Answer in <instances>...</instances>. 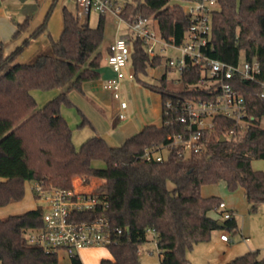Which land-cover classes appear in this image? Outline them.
<instances>
[{"label": "trees", "instance_id": "trees-1", "mask_svg": "<svg viewBox=\"0 0 264 264\" xmlns=\"http://www.w3.org/2000/svg\"><path fill=\"white\" fill-rule=\"evenodd\" d=\"M187 1L126 0L118 15L130 22L138 17L156 20L162 37H173L180 43L191 23L185 10ZM218 2L219 7L211 15V55L225 60L257 58L264 78V0ZM62 15L63 30L57 40L47 31L46 18L11 53L5 54L0 42V207L22 200L29 180L41 182L46 188H69L76 175L86 181L90 176L103 178L106 190L102 196L107 204L77 214L80 219L105 215L111 225L124 228L121 240L107 247L111 257L102 258L100 263L141 264L138 249L146 239V228L152 227L158 233L161 264H188L186 250L209 240L214 230L238 229L235 215L225 220L212 215L222 214L219 204L224 200L219 195H204V185L224 182L231 191L242 188L250 211L264 203V171L252 166L253 159L264 158V127L254 122L242 129L233 119L219 115L217 135L210 136L202 152L181 156L173 150L163 161L143 158L145 148H161L169 135L183 129L174 112L166 114V101L206 97L207 92L194 85L201 75L197 67L186 71L182 83L174 86L167 79L169 68L163 57L151 56L143 39L127 32L121 36L131 46L135 78L151 68L164 67L158 83L147 85L161 94L162 122L146 124L119 145L93 134L77 148L61 107L75 106L68 95L70 90L84 93V82L100 77L105 13H101L96 26L81 23L66 5ZM30 18L27 15L15 22L14 35L28 29ZM43 33L49 37L50 50L38 52L31 61L18 60L24 48ZM235 84L250 114L263 115L260 85L245 80ZM38 89L59 92L38 107L32 94ZM78 110L83 116L82 125L93 127ZM222 135L225 140H221ZM98 160L105 165L95 166ZM42 212L38 205L22 213L0 216L2 264L59 263L58 252L32 244L25 234L28 229L42 227ZM70 260L71 264H84L79 253ZM226 264H264V254L251 250Z\"/></svg>", "mask_w": 264, "mask_h": 264}, {"label": "built area", "instance_id": "built-area-1", "mask_svg": "<svg viewBox=\"0 0 264 264\" xmlns=\"http://www.w3.org/2000/svg\"><path fill=\"white\" fill-rule=\"evenodd\" d=\"M2 0H0L1 2ZM219 5L218 0H188L185 10L190 15L191 23L184 33L182 42L176 43L171 37L166 39L159 30L151 28L150 20L138 17L130 22L118 15L120 5L116 0H77V16L81 23L89 18L91 11L106 13L114 10L120 21L127 22L132 33L143 39L146 50L151 56L160 55L169 68L167 79L172 83L181 84L183 74L197 67L201 70L195 86L206 90V97L180 98L175 102L166 101V114H175V119L183 125V129L168 136V141L156 150L145 148L142 155L146 160L163 161L170 151H178L181 156H189L205 150L208 139L216 134L217 117L223 115L233 119L242 129L250 127L254 122L264 127L263 115L250 114L247 101L241 94L235 81L245 80L260 85L259 97L264 100V78L262 66L257 58L225 60L213 57L214 50L211 40V15ZM179 51L172 56L170 50ZM107 62L115 75L104 82V87L112 92L119 102L118 117L126 118L124 109L128 106L122 98V83L125 79H134V71L128 70L131 64V46L121 35L110 44ZM169 121H166V123ZM232 131V130H231ZM230 131V133H231ZM34 182V181H33ZM35 194L43 198L42 227L31 229L28 235L32 244L46 251H64L69 257L79 253L81 249L117 244L124 233V228L111 225L105 215L92 219L77 218L78 213L95 211L105 206L107 201L102 196L104 190L77 189L76 185L69 188L51 186L44 187L41 182H34ZM219 210L225 218L234 214L225 201L220 202ZM152 235V241L158 252V233L155 228H146V241ZM228 241L229 234L225 231L220 235ZM140 253V247L138 249ZM0 264H2L0 262Z\"/></svg>", "mask_w": 264, "mask_h": 264}, {"label": "rangeland", "instance_id": "rangeland-1", "mask_svg": "<svg viewBox=\"0 0 264 264\" xmlns=\"http://www.w3.org/2000/svg\"><path fill=\"white\" fill-rule=\"evenodd\" d=\"M126 0H116V4L122 6ZM9 10L14 21H17L21 15H30V24L28 29L34 31L44 20L47 18V31L50 36L57 40L63 30V6L66 5L74 14H77V0H9ZM181 2V1H180ZM184 5V3L182 2ZM219 7V5L217 6ZM108 16L112 14L111 19L106 20L104 33L108 37L109 31L114 32V28L117 24L121 26L122 32L132 33L131 27L127 22L120 21L117 16L112 12H106ZM101 13L97 11H91L88 23L90 26H96ZM151 28L158 31L156 20H150ZM134 35V34H133ZM135 36V35H134ZM26 36L24 31L17 35L12 34L9 41L3 43V50L8 54L14 51L17 46L21 45ZM49 38V37H48ZM105 38V37H104ZM36 40V41H35ZM39 40V37L33 39V41L24 48L19 54V58H26V61H31L33 57L38 53L35 51H48L50 50V44L48 42L43 43ZM49 40V39H48ZM35 41V43H33ZM39 42V43H36ZM47 45V46H46ZM227 54H230V49H226ZM33 56H30V54ZM109 54V53H108ZM172 56L179 55V51L170 50ZM108 57V55H107ZM130 68V67H129ZM161 67L159 69H149L147 74L140 73L137 78H134L133 87H125L123 93L130 101L132 109L137 113H143L144 108L150 107L152 104L159 103L160 93L151 89L148 84H157L158 79L162 74ZM174 86L178 84L173 83ZM172 85V86H173ZM140 90L150 92L149 101L142 99L140 96ZM59 89L52 91L33 90L32 94L36 98L37 106L42 107L48 100L53 98ZM106 98L109 99V104L116 106V101L113 99L110 92H107ZM146 105V106H145ZM62 115L67 119L72 132L73 141L77 148H79L83 141L92 135V132L87 123L82 125L83 116L78 110V106L61 107ZM95 166H104L105 163L101 160L94 162ZM252 166L254 169L264 171V158L253 159ZM105 179L90 176L88 181L83 177L76 175L72 178V184L92 185L93 189L106 190ZM34 182L29 180L25 184V194L22 200L14 201L0 207V216L7 217L11 214H17L25 212L29 209L35 208L38 205L44 204V200L41 197H36L33 190ZM204 195H219L221 196L231 211L234 212L235 218L238 222V229L225 231L229 234L230 239L228 241H222L220 235L225 232L223 230H214L209 240L202 241L195 244L193 247L186 250L188 264H226L227 261L242 255L248 251L260 250L264 254V203L260 204L256 211H250L249 204L247 202L244 190L237 188L231 191L227 188L224 182L217 184H206L202 188ZM212 215L220 220H225L223 214L212 212ZM34 233L31 229L26 230V236ZM150 241L143 242L140 245V259L141 264H161L158 249L154 242L151 240L152 235H148ZM79 256L84 264H101V257H110L109 249L104 246L84 248L79 251ZM58 264H71L69 256L64 251H59V263Z\"/></svg>", "mask_w": 264, "mask_h": 264}, {"label": "crops", "instance_id": "crops-1", "mask_svg": "<svg viewBox=\"0 0 264 264\" xmlns=\"http://www.w3.org/2000/svg\"><path fill=\"white\" fill-rule=\"evenodd\" d=\"M9 5H10L9 0H2L0 2V42H2V44L5 41H9L10 37L12 36V34L15 33L17 29L15 24L16 21H14L13 16L7 11L9 10ZM107 12H112L117 16V18H119L114 10H110ZM111 15L112 14L108 16L107 14H105L106 20L111 19L112 17ZM26 16L27 15L25 16L21 15V17L18 18L17 21L19 22L23 21ZM84 23H88V19ZM113 31L114 32H111V30L109 31L108 37H106L105 34V38L102 43L103 57L99 67L100 77L96 80L84 82L83 84L84 93H81L76 89H72L69 91L68 95L72 100V102L74 103V105L78 106V109H80L83 115L92 123L93 127H91L89 124H86L89 126L92 135L98 134L100 136H103L110 144L119 145L126 138L136 133L137 131L141 130L146 124H150V123H155L158 125L161 124L162 97L160 94L159 103L152 104L150 107H147L145 105L146 106L144 108L145 110L143 111V113L139 114L136 112V110L131 108L130 101L126 98L125 94L122 93V98L127 101L128 106L124 109V112L126 113V118L121 119L118 117V113L120 111L119 102L113 97L112 92L104 87V82L108 78H111L115 75L113 69L107 62V55L109 53L110 44L115 40L117 36L127 32H122L120 23L119 25L117 24V26L114 28ZM30 33H31L30 29L24 31V35L26 37L29 36ZM35 41L33 43H35ZM37 41H41L43 43L47 42L48 44L49 40L47 33L41 34L39 36V40ZM35 52H39V51H35ZM4 53L8 54L7 51H4ZM33 54L34 52L30 54V56H33ZM24 57L23 58L18 57V60L26 61V58ZM160 67L162 68L161 71L163 73L164 67L163 66ZM160 67L152 68V70L159 69ZM127 69L133 71L132 65L130 64ZM133 82L134 79H125L122 83V88L124 89L125 87L132 88ZM52 90H47V91H52ZM107 92H110L113 99L116 101V106H112V109L108 101L109 99L106 98ZM140 96L142 97V99H147L149 101L150 92L147 90L146 92L144 90H140ZM76 188L83 190L93 189L92 185L89 184H85V185L76 184ZM109 255L111 257L110 251H109Z\"/></svg>", "mask_w": 264, "mask_h": 264}, {"label": "water", "instance_id": "water-1", "mask_svg": "<svg viewBox=\"0 0 264 264\" xmlns=\"http://www.w3.org/2000/svg\"><path fill=\"white\" fill-rule=\"evenodd\" d=\"M22 1H24V0H22ZM226 138H225V136L224 135H222L221 136V140H225ZM221 225H222V222H219ZM127 229H129V228H127Z\"/></svg>", "mask_w": 264, "mask_h": 264}]
</instances>
